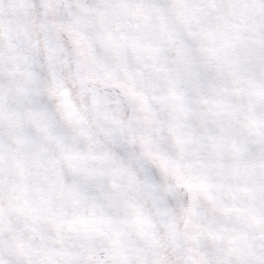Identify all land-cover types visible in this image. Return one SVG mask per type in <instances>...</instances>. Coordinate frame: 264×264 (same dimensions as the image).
I'll return each mask as SVG.
<instances>
[{
  "label": "clouds",
  "instance_id": "9594fccd",
  "mask_svg": "<svg viewBox=\"0 0 264 264\" xmlns=\"http://www.w3.org/2000/svg\"><path fill=\"white\" fill-rule=\"evenodd\" d=\"M0 264H264V0H0Z\"/></svg>",
  "mask_w": 264,
  "mask_h": 264
}]
</instances>
